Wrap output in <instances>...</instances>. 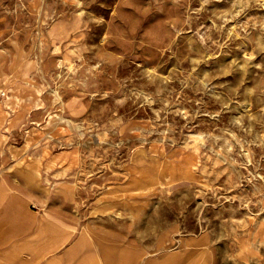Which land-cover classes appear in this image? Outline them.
Returning a JSON list of instances; mask_svg holds the SVG:
<instances>
[{
    "label": "rangeland",
    "instance_id": "rangeland-1",
    "mask_svg": "<svg viewBox=\"0 0 264 264\" xmlns=\"http://www.w3.org/2000/svg\"><path fill=\"white\" fill-rule=\"evenodd\" d=\"M0 65L17 148L69 155L140 243L264 264V0H0Z\"/></svg>",
    "mask_w": 264,
    "mask_h": 264
},
{
    "label": "crops",
    "instance_id": "crops-1",
    "mask_svg": "<svg viewBox=\"0 0 264 264\" xmlns=\"http://www.w3.org/2000/svg\"><path fill=\"white\" fill-rule=\"evenodd\" d=\"M0 71V79L11 78L10 70L0 65ZM26 77L15 79L41 102L31 109L39 117L41 83L30 85ZM28 116L0 101V264H194L197 250L190 261L182 247L157 253L155 243H140L118 201L97 203L70 176L61 180L59 163L69 155L17 148Z\"/></svg>",
    "mask_w": 264,
    "mask_h": 264
}]
</instances>
